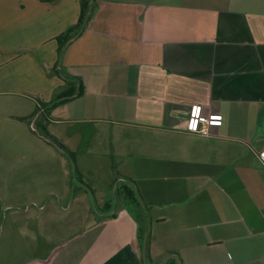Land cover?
Here are the masks:
<instances>
[{
	"label": "crops",
	"instance_id": "1",
	"mask_svg": "<svg viewBox=\"0 0 264 264\" xmlns=\"http://www.w3.org/2000/svg\"><path fill=\"white\" fill-rule=\"evenodd\" d=\"M79 15V0H0V98H38L41 125L85 162L83 211L102 205L28 264H264V0H95L59 60L83 92L46 108L67 89L47 75L56 38ZM1 102L13 130L17 104ZM192 106L222 117L211 137L186 130ZM121 181L133 211L115 200ZM152 211L146 259L139 216Z\"/></svg>",
	"mask_w": 264,
	"mask_h": 264
},
{
	"label": "rangeland",
	"instance_id": "2",
	"mask_svg": "<svg viewBox=\"0 0 264 264\" xmlns=\"http://www.w3.org/2000/svg\"><path fill=\"white\" fill-rule=\"evenodd\" d=\"M1 100L15 102L18 110L14 113L17 118L10 122L15 124L13 130L0 126V264H28L89 227L90 219L97 216L102 205L90 202L88 196L84 203L89 200L90 212L85 210L88 219L82 222L85 211L78 191L85 188L81 176H88L86 168L80 166L85 162L74 160L64 146L55 142V135L45 131L40 109L33 103L38 98L4 97L0 105ZM8 124L9 121L5 126ZM93 175L92 171L91 178ZM56 190L68 195L63 204L68 210L55 208V199L50 195ZM113 199L104 206L112 207ZM153 212L139 216L146 259L151 236L159 230ZM147 219L153 221L152 225Z\"/></svg>",
	"mask_w": 264,
	"mask_h": 264
},
{
	"label": "trees",
	"instance_id": "3",
	"mask_svg": "<svg viewBox=\"0 0 264 264\" xmlns=\"http://www.w3.org/2000/svg\"><path fill=\"white\" fill-rule=\"evenodd\" d=\"M55 1V0H52ZM80 5V15L77 23L69 28L64 34L56 38L57 41V62L54 67L47 71L48 76L57 77L66 84L67 89L62 92L60 95L54 97L52 101L46 105V108H55L58 105H61L75 97H78L82 94L83 90L81 85L77 87V82L74 78L67 77L62 68L60 67V57L62 56L66 47L77 37H79L86 29L87 24L91 18L92 12L95 8V0H79ZM46 131V130H45ZM119 187L115 190L114 197L115 200H124L126 203H130L131 211L134 210V207H140L141 202L139 196L136 192V189L133 184L121 181L119 182ZM112 207L110 205L106 206L105 211H111ZM141 239V246L143 243V237Z\"/></svg>",
	"mask_w": 264,
	"mask_h": 264
},
{
	"label": "built area",
	"instance_id": "4",
	"mask_svg": "<svg viewBox=\"0 0 264 264\" xmlns=\"http://www.w3.org/2000/svg\"><path fill=\"white\" fill-rule=\"evenodd\" d=\"M186 130L194 135L211 137L216 127L221 125L222 117L218 114H204L201 107L192 106L187 114ZM260 159L264 165V149Z\"/></svg>",
	"mask_w": 264,
	"mask_h": 264
}]
</instances>
